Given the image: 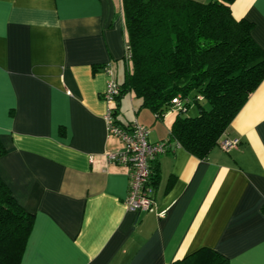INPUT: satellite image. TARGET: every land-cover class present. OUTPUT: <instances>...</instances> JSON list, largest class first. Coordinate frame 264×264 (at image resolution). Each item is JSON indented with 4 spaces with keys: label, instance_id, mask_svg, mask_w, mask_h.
Listing matches in <instances>:
<instances>
[{
    "label": "crops",
    "instance_id": "0c3cea01",
    "mask_svg": "<svg viewBox=\"0 0 264 264\" xmlns=\"http://www.w3.org/2000/svg\"><path fill=\"white\" fill-rule=\"evenodd\" d=\"M231 9L264 49V0ZM125 46L121 0H0V178L34 215L22 264H167L201 247L264 264V80L224 134L236 147L201 159L171 141L154 161V206L131 211L128 170L105 156L121 144L102 98V67L121 83ZM134 98L114 105L118 122L161 126L149 140H168L173 113L148 119Z\"/></svg>",
    "mask_w": 264,
    "mask_h": 264
},
{
    "label": "trees",
    "instance_id": "16d2710c",
    "mask_svg": "<svg viewBox=\"0 0 264 264\" xmlns=\"http://www.w3.org/2000/svg\"><path fill=\"white\" fill-rule=\"evenodd\" d=\"M233 1L121 0L129 58L117 102L130 92L158 120L176 110L168 140L201 159L264 80V49L252 36V22L233 15ZM176 97L183 109L174 108ZM194 104L198 113L188 115ZM5 153L0 141V156ZM33 223L34 215L0 178V264H22ZM167 264L230 263L220 252L201 247Z\"/></svg>",
    "mask_w": 264,
    "mask_h": 264
},
{
    "label": "built area",
    "instance_id": "2783aa9c",
    "mask_svg": "<svg viewBox=\"0 0 264 264\" xmlns=\"http://www.w3.org/2000/svg\"><path fill=\"white\" fill-rule=\"evenodd\" d=\"M128 46H125L124 60L129 58ZM102 69L107 73L108 79L102 98L108 104L104 115L108 137H115L120 141L121 147L108 150L105 153L108 162L123 165L128 170V190L125 202L128 210L141 212L149 211L155 204V186L151 181V170L154 161L159 154L171 150V141L163 140L151 142L149 140V129L141 124L136 118L127 124L118 122L115 116L114 105L120 95L121 85L115 79L113 65L107 62ZM174 108L183 109L180 98L172 99ZM175 146H180L173 141ZM239 138L223 137L219 145L224 150H231L239 144ZM94 157H90L93 162Z\"/></svg>",
    "mask_w": 264,
    "mask_h": 264
},
{
    "label": "rangeland",
    "instance_id": "374dc122",
    "mask_svg": "<svg viewBox=\"0 0 264 264\" xmlns=\"http://www.w3.org/2000/svg\"><path fill=\"white\" fill-rule=\"evenodd\" d=\"M181 81H183V79H181ZM127 99H130V95L128 94L127 95ZM134 105H137L136 103L138 102V100L139 99H137L136 97L134 98ZM125 104H126V102H125ZM124 104V105H125ZM126 107L127 108H125L126 109V114H127V116H129V117H131L132 115H133V110H132V108H131V106H130V104L127 102V105H126ZM146 110H147V118L148 119H150V114H148V113H151V111L148 109V108H146ZM172 117L174 118V116L176 115V113H177V111L176 110H174V111H172ZM198 113V108H197V106L194 104V105H191V107L189 108V110H188V115H195V114H197ZM149 115V116H148ZM153 115V114H152ZM152 118H153V116H151ZM151 118V119H152ZM158 122V125H161V123L162 122H160V121H157ZM156 122V123H157ZM148 127H149V129H150V131L151 132H155V133H160L161 131H162V128H161V126H155L154 124H152V123H150L149 125H148Z\"/></svg>",
    "mask_w": 264,
    "mask_h": 264
}]
</instances>
